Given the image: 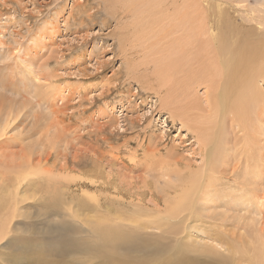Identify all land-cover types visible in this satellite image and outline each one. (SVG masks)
<instances>
[{
	"label": "rangeland",
	"instance_id": "374dc122",
	"mask_svg": "<svg viewBox=\"0 0 264 264\" xmlns=\"http://www.w3.org/2000/svg\"><path fill=\"white\" fill-rule=\"evenodd\" d=\"M156 1L157 16L145 15L144 21L149 24L143 27L144 38L137 45L134 39L119 41L118 38L120 28L127 21L130 23L131 18L105 23L107 7L101 0H0V80H7V85L0 83V105H4L6 114L12 112L11 125L0 140V206L11 207L6 215L0 214V264H119L121 256L118 254L111 260L112 257L95 252L99 240L93 241L88 232L93 226L88 225L87 216L84 218L82 214L74 219L75 224L82 222L87 229L72 236L63 227L73 219L45 215V206L51 207L53 198H62L61 194L46 195L45 191L18 185L39 177H66L76 204L94 205L93 197L106 195L121 199V196L97 188H88L90 192L86 193L79 187L81 182L95 180L90 157L101 158L104 179L108 175L112 178L116 172L128 177L131 172L130 176L137 180L146 178L158 187L168 180L159 170L168 167L161 168L160 157L154 161L153 156L147 157L152 151L150 143L161 144L158 150L162 149L163 158L168 155L165 150L171 147L179 157L201 163L193 153L198 146L193 145L191 133L160 110V99L151 85L156 81L155 76L151 80L147 76L155 69L150 51L165 42L177 9L203 7L215 14L224 9L230 17L242 21L257 15L264 17V0ZM160 40L164 41L159 44ZM260 85L264 90L263 80ZM198 92L204 97L203 88ZM132 153L139 156L136 162L141 163L135 172L131 170ZM77 155L82 160L79 167L73 164ZM66 164L70 169L63 171ZM103 178L96 181L103 182ZM43 198L48 204L38 201ZM230 198L215 203L216 216L223 211L226 222L235 224L240 220L242 225L264 228V213L259 216L248 210L237 212ZM216 216L210 215L214 217L210 218L212 223L219 221ZM89 217H92L89 222H97L93 215ZM228 230L232 234V229ZM49 242L52 248L48 247ZM204 245L205 242H200L198 248H205ZM170 254L163 258H169ZM149 255H137L132 264L135 261L144 264ZM168 263L159 260L147 264Z\"/></svg>",
	"mask_w": 264,
	"mask_h": 264
},
{
	"label": "bare ground",
	"instance_id": "6f19581e",
	"mask_svg": "<svg viewBox=\"0 0 264 264\" xmlns=\"http://www.w3.org/2000/svg\"><path fill=\"white\" fill-rule=\"evenodd\" d=\"M101 1L107 7L105 23L131 18L130 23L127 21L120 28L118 38L119 41L134 39L137 45L144 38L143 27L149 24L144 21L145 15L156 17L159 10L156 0ZM194 7L177 9L166 33H169L166 35L169 41L166 38L162 46L157 45L158 49L150 51L155 69L147 76L150 80L155 76L156 81L151 85L156 88V96L160 99V110L191 133L195 141L193 145L198 146L193 153L201 163L179 157L171 147L169 152L165 150L168 155L164 159L162 149L158 150L161 144L150 143L152 151L150 154L146 151L145 156L147 153V157L153 156L152 161L163 158H159L163 164H158L161 168L168 167L162 170L159 167V174L168 180L158 187L146 178L138 177L137 180L130 176L131 172L128 177L116 172L112 178L108 175L104 179L101 158L90 157L95 167L92 170L95 180L81 182L79 187L86 193L90 192L88 188H97L121 196V199L96 196L93 197L94 205L76 204L71 184L65 182L68 181L66 177H39L26 181V184H17L28 186L29 190L45 191L46 195L61 194L62 198L57 195L58 198H53V205L45 206L44 211L50 217L73 219L63 227L69 235L87 229L82 222L75 224L74 219L83 214L90 220L92 217L88 216L93 215L97 222L88 220V225L93 227L87 230L93 241L95 238L99 240L95 252L112 257L111 260L121 254L119 264H132L137 255L147 256L149 253L144 264L159 260L169 261L168 264H264V228L256 229L254 224L242 225L240 220L231 224L222 217L226 213L222 211L216 216L214 209L220 199L231 197L229 202L237 212L248 210L259 216L264 213V90L260 85L264 81V17L257 15L241 21L230 17L224 9L215 14L203 7ZM6 82L4 79L0 83L4 86ZM201 88L205 90L204 97L199 95ZM4 110L1 104L0 140L12 118V112L6 114ZM3 122L9 123L2 127ZM149 140L152 141L151 136ZM132 154L131 163L136 166L131 164V170L135 172L139 168V162H136L139 156ZM78 157L73 159L75 167L82 165ZM69 169L68 164L62 167L63 171ZM96 178H103V182L96 181ZM124 179L131 180L124 182ZM7 188L9 190L10 186ZM38 201L48 204L46 198ZM2 207V215L11 208ZM210 215L218 217L219 221L212 223L210 218L214 217ZM105 218L109 220L106 222ZM229 228L232 234H228ZM200 242H205V248H198ZM48 247L52 248L50 242ZM167 253H171L169 258H163Z\"/></svg>",
	"mask_w": 264,
	"mask_h": 264
}]
</instances>
